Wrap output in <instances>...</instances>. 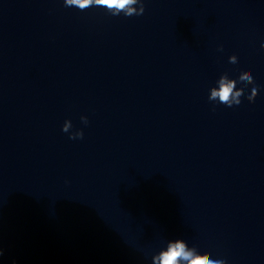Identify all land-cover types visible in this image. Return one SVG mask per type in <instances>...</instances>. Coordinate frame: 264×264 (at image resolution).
I'll use <instances>...</instances> for the list:
<instances>
[{"label": "clouds", "instance_id": "1", "mask_svg": "<svg viewBox=\"0 0 264 264\" xmlns=\"http://www.w3.org/2000/svg\"><path fill=\"white\" fill-rule=\"evenodd\" d=\"M68 6H76L80 10L86 9L92 5L103 6L109 10L115 9L113 15H118L120 11L125 12V16L133 15H143L145 8L144 3L140 5L139 12L136 11L132 5L137 3V0H65ZM264 47V45H262ZM231 63H236V58L232 57ZM241 82L245 87L251 83H255L252 76L247 73L240 75L237 79H228L227 75L221 76L218 80V88H212L209 100L215 101L219 100L220 103L225 104L228 107L233 105H239L241 103V96L244 94V88L237 90V83ZM258 94V89L253 90V95L248 96V100L254 101L256 95ZM83 123L87 124V117H81ZM71 123L66 121L62 127V131L67 132ZM84 133L82 130H78L74 135H70V139H82ZM3 255V250L0 249V256ZM159 264H181V261L186 262V264H219V262H214L210 259L209 255H196L193 251L187 249L185 243L181 240H177L170 243L167 250L160 253L157 258Z\"/></svg>", "mask_w": 264, "mask_h": 264}]
</instances>
